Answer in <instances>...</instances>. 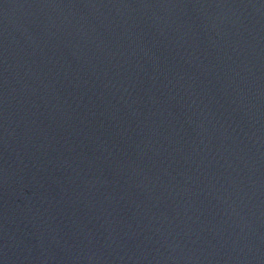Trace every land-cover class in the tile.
Here are the masks:
<instances>
[{
    "label": "water",
    "instance_id": "95a60500",
    "mask_svg": "<svg viewBox=\"0 0 264 264\" xmlns=\"http://www.w3.org/2000/svg\"><path fill=\"white\" fill-rule=\"evenodd\" d=\"M0 264H264V0H0Z\"/></svg>",
    "mask_w": 264,
    "mask_h": 264
}]
</instances>
